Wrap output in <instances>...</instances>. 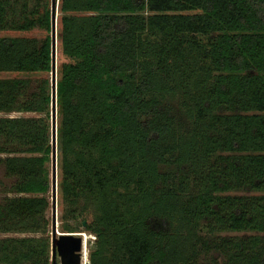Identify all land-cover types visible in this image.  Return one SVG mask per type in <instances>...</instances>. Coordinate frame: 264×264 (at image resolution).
Returning a JSON list of instances; mask_svg holds the SVG:
<instances>
[{"label": "trees", "instance_id": "1", "mask_svg": "<svg viewBox=\"0 0 264 264\" xmlns=\"http://www.w3.org/2000/svg\"><path fill=\"white\" fill-rule=\"evenodd\" d=\"M50 7L0 0V31L45 32L0 36V72L28 75L0 78V112L38 115L0 117V233L40 234L0 237V264H50ZM58 11L62 232L82 217L89 264H264V0Z\"/></svg>", "mask_w": 264, "mask_h": 264}, {"label": "water", "instance_id": "2", "mask_svg": "<svg viewBox=\"0 0 264 264\" xmlns=\"http://www.w3.org/2000/svg\"><path fill=\"white\" fill-rule=\"evenodd\" d=\"M57 6L58 0H51V162H50V198H51V225L50 243L51 257L50 264H80L82 256L83 239L77 232H59L55 220V202L57 192V149H56V129H57V107H56V80H57Z\"/></svg>", "mask_w": 264, "mask_h": 264}, {"label": "rangeland", "instance_id": "3", "mask_svg": "<svg viewBox=\"0 0 264 264\" xmlns=\"http://www.w3.org/2000/svg\"><path fill=\"white\" fill-rule=\"evenodd\" d=\"M60 17V12L58 11V6H57V24H58V20ZM58 27V25H57ZM45 35V32L41 29H33L30 31H9V30H4V31H0V36H24V37H36L38 39H42ZM59 43V42H57ZM56 61H57V66L62 63L67 61V58L62 55L59 51H57V55H56ZM27 73H21V72H0V78H25L27 77ZM38 76V75H36ZM36 76H32L33 78H35ZM44 76L46 77V75H39V77ZM177 98L174 97H168L169 102H171L172 104H176V100ZM32 116H38L36 113H32V112H12V113H3L0 112V117H32ZM6 154H0V156H5ZM59 175H60V171L57 168V181L59 179ZM14 181L13 178L11 177H6L4 176V170L3 167L0 165V201L1 199L5 196V187L7 185H9L10 183H12ZM249 194V193H247ZM253 194H258V193H253ZM47 198L49 199V206L46 210L45 216L46 218L49 220V225L47 226V231L45 232L44 236L45 237H49L50 238V225H51V198H50V191L49 193L46 194ZM62 209H63V205L61 204L60 201V197L58 192H56V202H55V220H56V227L57 230L59 232H62L61 229V213H62ZM86 218V221H90L91 220V213H85L83 215ZM82 217H79L77 219H71L68 220V223L76 226L78 228L79 231H83V228L80 226L78 227V222L81 220ZM87 233V232H86ZM90 234V239L87 242V257L90 253V251L94 248V241H95V236L91 233ZM40 234H34V233H19V232H9V233H0V237H5V236H10V237H26V236H38ZM56 264H59V260L58 258L56 259Z\"/></svg>", "mask_w": 264, "mask_h": 264}, {"label": "bare ground", "instance_id": "4", "mask_svg": "<svg viewBox=\"0 0 264 264\" xmlns=\"http://www.w3.org/2000/svg\"><path fill=\"white\" fill-rule=\"evenodd\" d=\"M82 239H83V245H82V257H81V263L80 264H87V260H88V257H87V241L88 239H90V234L89 233H83V234H80Z\"/></svg>", "mask_w": 264, "mask_h": 264}, {"label": "built area", "instance_id": "5", "mask_svg": "<svg viewBox=\"0 0 264 264\" xmlns=\"http://www.w3.org/2000/svg\"><path fill=\"white\" fill-rule=\"evenodd\" d=\"M87 264H89V261L87 260Z\"/></svg>", "mask_w": 264, "mask_h": 264}, {"label": "flooded vegetation", "instance_id": "6", "mask_svg": "<svg viewBox=\"0 0 264 264\" xmlns=\"http://www.w3.org/2000/svg\"><path fill=\"white\" fill-rule=\"evenodd\" d=\"M88 241H89V239H88ZM88 241H87V242H88Z\"/></svg>", "mask_w": 264, "mask_h": 264}, {"label": "clouds", "instance_id": "7", "mask_svg": "<svg viewBox=\"0 0 264 264\" xmlns=\"http://www.w3.org/2000/svg\"><path fill=\"white\" fill-rule=\"evenodd\" d=\"M82 257V256H81ZM89 261V260H88Z\"/></svg>", "mask_w": 264, "mask_h": 264}]
</instances>
